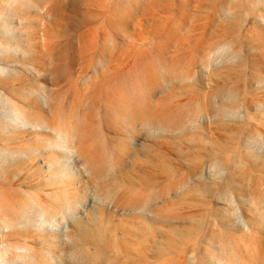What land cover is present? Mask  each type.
Here are the masks:
<instances>
[{"label": "rangeland", "instance_id": "374dc122", "mask_svg": "<svg viewBox=\"0 0 264 264\" xmlns=\"http://www.w3.org/2000/svg\"><path fill=\"white\" fill-rule=\"evenodd\" d=\"M0 97V196H23L0 201V246L12 257L22 245L72 260L82 246H68V229L107 237L103 250L82 243L91 259L75 264H125L121 246L156 253L167 242L170 264L182 255L188 264H264V0H0ZM11 103L42 127L6 123ZM147 108L153 131L139 120ZM77 128L100 166L94 175L80 149L74 161L65 150ZM94 176L110 201L95 195ZM66 179L90 197L65 226H4L6 202L76 193ZM134 200L155 203L157 214L131 217L114 204ZM139 223L155 237L139 235ZM112 224L119 229L105 231ZM126 226L136 235L121 233ZM159 256L153 264H168Z\"/></svg>", "mask_w": 264, "mask_h": 264}, {"label": "bare ground", "instance_id": "6f19581e", "mask_svg": "<svg viewBox=\"0 0 264 264\" xmlns=\"http://www.w3.org/2000/svg\"><path fill=\"white\" fill-rule=\"evenodd\" d=\"M15 77L17 78V76H15ZM3 82H7V81L4 79ZM0 99L2 100L3 97H0ZM29 101H30V99H29ZM29 101H24V102L27 104H30ZM11 104H12L11 106L13 108L12 110L8 109L4 112H1L6 123L11 122L15 125H18L19 127L27 128V129H35L38 127H40V128L42 127V123L40 122L41 118L36 119L35 115H32V114H34L33 111H28L26 108H24L23 106H19L17 103H11ZM138 111L140 112L139 120H140L141 124L147 130H149V131L152 130L155 127L154 123H155L156 116L153 115V113L150 110H148V108L146 110L140 109ZM160 120H162V119H160ZM158 123H159V121H158ZM153 125H154V127H153ZM79 130H81V129L79 128ZM116 130H118L120 132V134L124 133V131L121 127L120 128L118 127V129H116ZM76 131L78 132V128L76 129ZM79 132H81V131H79ZM79 132L73 136H70L71 134L69 135L68 132L64 133L66 137L70 136L73 139L72 142H67V145L65 147L66 152H68V154L71 155L70 158L73 161L75 158L74 157V150L80 149L81 154L83 153L82 142H80V139H79L81 133L79 134ZM59 143H61V142H59ZM61 144L63 145L64 143H61ZM126 153L124 152L123 154H126ZM27 155L29 158L31 157V155L29 153ZM83 155H84V153H83ZM84 156L86 158L85 160H86L87 164L90 167V168L87 167V169L86 168L85 169L89 173H91V175H94L93 171H95V170H92L93 166H92V161L90 160V157H87L86 155H84ZM64 165H63V168H60V170H59L61 175H66L68 178L73 176V174H71V169H70L69 164H67L65 162ZM96 167H100V166L97 165ZM96 167H93V168L95 169ZM97 169H99V168H97ZM96 171L98 172V170H96ZM99 173H102V172H99ZM194 174H196V173H194ZM25 176H28V174H25ZM5 179L7 181H10L7 178H5ZM66 180H67L66 186H68V187H73V185H74L73 182H76L73 179H72V181H69L68 179H66ZM183 180H185V179H183ZM19 181H22V180L20 179ZM80 181L82 182V179L79 180V183H80ZM94 181H95V184H97L99 187V188L97 187L98 192L96 191L95 195L98 196L103 201H107V200L110 201L112 196L110 195L109 192L105 191V189L103 187L104 186L103 182L99 181L96 177H95ZM101 182L103 185L101 184ZM55 183L60 185L61 184L60 178L57 177V180L55 181ZM180 183H182V182H180ZM187 185H189V184H187ZM173 186H175V185L173 184ZM57 187H60V186H57ZM73 188L76 189V193H72V192H70V190H68L65 193H63V195H64L63 198H59V196H55V194L57 192H54L53 194H51V193L40 194L39 196L35 197L36 199L30 198V200H27L24 203L20 202V207H17V208L11 206L8 202H6L5 209L8 212H6L7 219H4V222H5L4 226H7V227L10 226L11 227V226H15V225H17V226L18 225L19 226L24 225V224H26V222L25 223H23V222L27 220V222L36 221L37 226L39 228H41L43 225L48 224V223L50 225L56 224V222L58 223L59 221H61V219H64L63 226H65L66 220H68L70 217L72 218L76 214L79 206L81 204L84 206L86 204L88 198L90 197L88 190H85L84 193H82L77 188H75V187H73ZM100 191L103 194H101ZM110 192L112 193L111 189H110ZM16 196L18 198L23 197L21 194H17V193L2 192L1 196H0V201H5V200H7L6 198L13 199ZM151 196L149 198H151ZM135 198H133V199H135ZM138 198H139V196H138ZM145 198H147V197H145ZM22 199L23 198H21L20 200H22ZM83 199L86 201H84ZM142 201L134 200L133 202L132 201L127 202V204H122L121 202L120 203H114V204H116V206L119 210H123L128 215H130L131 217L146 218L147 217L146 211L148 209H150L153 212V214H155V215L157 214L155 203H154V205H155L154 206V205H151L150 203H148L149 200L147 203H145L146 201L145 202L144 201L142 202ZM0 207H2L1 203H0ZM157 209H158V207H157ZM149 225H150V223H149ZM3 227H2V229H3ZM94 227L101 228L100 222L95 220L94 221ZM118 229H119L118 224H112V225L108 226L107 228H105V231H107V232L109 231L110 233H112ZM136 229L139 231V233H138L139 235H141V236L147 235L148 240L155 237L156 228L153 225L148 226L145 223H139V225L136 227ZM130 230H133V232H132L133 234L137 233L136 230L131 229L130 226L120 228L121 233H128ZM53 231H54L53 233H55V234L58 233L59 235H61L63 233L62 229H56ZM65 234L69 237L68 246H71V245L72 246H75V245H81L82 246V248L79 250V252H76L73 254H71L72 252H70L71 256L73 257V258H71L72 260L67 261V259L64 255H67V253H69V252L66 253V251L64 252V250H61L60 253H56V251L50 250L47 253H44V254L38 256V255H35L34 249L29 250L28 246H22V245H18V246L14 245L19 249V251L17 252V255L15 257H12L13 254L9 249L10 245L3 244L2 246H0V264H60L59 262H65V261H67L66 262L67 264H71L73 262H74L73 264H75V261L77 260V258L79 259V257H77V256H80V255L84 258H86L85 256H87V257L89 256L88 258L91 259L90 258V256H91L90 253L92 252L91 248L88 245H85L82 243H88L97 250H99L98 248H102L101 250H103L104 244L107 241L106 240L107 237L103 238V237L95 236L92 231H87V230H85V233L82 234L81 239L73 236V233H71V231L68 229H67ZM1 238H2V235H1ZM54 241H56V240H52L53 243H54ZM140 241H143V240L141 239ZM68 246H67V250L72 251L71 249H68ZM20 247H24V248L20 249ZM150 247L151 246H142V247L137 248L135 246H121L119 248V250L121 252H123L124 254H127V255H125L126 260L124 259L125 261H122V262H127L125 264H153L156 262H160L159 254L166 256V255H168V253H170L169 242H167L166 246L162 247L159 250L160 253L159 252L155 253V251L151 250ZM165 248H168V249L165 250ZM62 249H65V248L63 247ZM95 249H94V251H95ZM147 249H148V251H147ZM97 250L93 253L94 255H95V253L97 254ZM180 251H182V250H180ZM178 253H180V252H178ZM178 253H177V255H178ZM186 253L188 254V250L184 254H186ZM70 254H68V255H70ZM128 255H131V256H128ZM8 256L11 259H8ZM171 256H166L168 264H170L173 257L175 258L174 255H173V257H171ZM101 257H102V255H101ZM157 257H159V259ZM186 257H187V255H186ZM186 257H184V255H182V257L176 261V264H188ZM117 258H118V256H117ZM162 258L164 260V257H161V259ZM64 259H66V260L62 261ZM156 259L159 261H157ZM80 260H82V258ZM94 260L96 261L97 259H92V261H94ZM102 260H103V258H102ZM114 260H110V261H114ZM92 261H90V262H92ZM99 261H101V260H99ZM81 262H83V261H81ZM86 262H87V260H86ZM86 262L84 264H87ZM101 262H104V260ZM117 262H119V260ZM120 262H121V260H120ZM164 262H165V260H164ZM96 263L97 264L99 263L98 260ZM109 264H114V263L109 262ZM157 264H159V263H157Z\"/></svg>", "mask_w": 264, "mask_h": 264}]
</instances>
